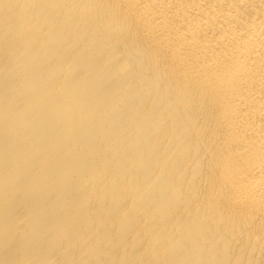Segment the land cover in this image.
Returning <instances> with one entry per match:
<instances>
[{"label": "bare ground", "instance_id": "6f19581e", "mask_svg": "<svg viewBox=\"0 0 264 264\" xmlns=\"http://www.w3.org/2000/svg\"><path fill=\"white\" fill-rule=\"evenodd\" d=\"M0 264H264V0H0Z\"/></svg>", "mask_w": 264, "mask_h": 264}]
</instances>
